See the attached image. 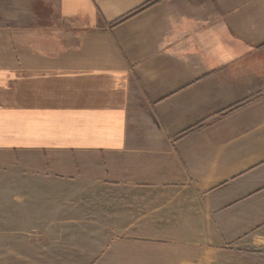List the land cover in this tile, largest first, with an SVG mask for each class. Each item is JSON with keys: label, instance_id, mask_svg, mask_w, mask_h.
<instances>
[{"label": "crops", "instance_id": "1", "mask_svg": "<svg viewBox=\"0 0 264 264\" xmlns=\"http://www.w3.org/2000/svg\"><path fill=\"white\" fill-rule=\"evenodd\" d=\"M0 192L68 262L264 264V0H0Z\"/></svg>", "mask_w": 264, "mask_h": 264}, {"label": "rangeland", "instance_id": "2", "mask_svg": "<svg viewBox=\"0 0 264 264\" xmlns=\"http://www.w3.org/2000/svg\"><path fill=\"white\" fill-rule=\"evenodd\" d=\"M5 195L4 192H0V198ZM62 216L59 215L58 218ZM40 218L45 220V223L41 226V231H46L51 228L54 233H52V235L56 237L60 235L62 243L70 241L68 236L72 233L74 228L79 230L78 234H80L81 226L71 227L67 225L68 223L66 221H59L54 226L50 227L48 225L50 221L48 215L41 216ZM33 226H36V222H25V224L20 227L29 229ZM5 227L12 228L11 225ZM38 233L39 232L31 231H9L8 233L0 230V264H82L65 260L64 256L66 253L64 247L50 245V241H44L42 238L38 239ZM71 239L75 240L73 244L76 246H80L82 243L78 237H71Z\"/></svg>", "mask_w": 264, "mask_h": 264}]
</instances>
